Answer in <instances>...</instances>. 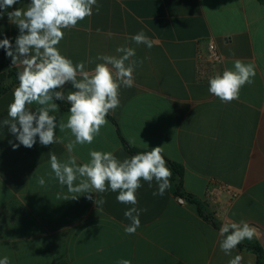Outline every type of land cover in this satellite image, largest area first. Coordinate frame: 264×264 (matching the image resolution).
Returning a JSON list of instances; mask_svg holds the SVG:
<instances>
[{
    "label": "crops",
    "instance_id": "0c3cea01",
    "mask_svg": "<svg viewBox=\"0 0 264 264\" xmlns=\"http://www.w3.org/2000/svg\"><path fill=\"white\" fill-rule=\"evenodd\" d=\"M30 0L8 9L25 7ZM93 14L65 30L58 45L74 63L98 54L116 55L118 46L136 50L142 60L134 84L121 87L120 106L91 145H77V163L87 162L90 150L113 152L119 159L135 150L162 146L168 161L183 167V189L200 201L218 226L205 221L187 202L180 203L172 186L153 196L156 184L137 191L142 212L140 227L129 235L130 221L118 192L99 194L98 207L61 187L50 168L49 153L67 160L70 131L56 130L64 143L32 148L18 143L7 126L0 125V259L10 264H228L239 254L242 264H257L256 255L236 249L225 255L219 228L225 219L264 228V4L259 0H97ZM153 47L136 45L130 37L139 31ZM19 34L5 14L0 39L15 44ZM211 42L222 57L217 74L232 69L235 60L252 63L254 83L245 85L239 99L221 102L209 93L208 83L197 80L196 51ZM15 87L0 92V122L7 118ZM71 85L65 86L69 91ZM67 103V102H66ZM60 107L57 119L67 120ZM123 140V141H122ZM168 166V165H167ZM46 181L44 186L39 178ZM59 195V198H58ZM79 195V194H77ZM93 200L96 194L93 193ZM214 198L212 204L206 197ZM98 196V198H99ZM256 240L255 236L249 240Z\"/></svg>",
    "mask_w": 264,
    "mask_h": 264
},
{
    "label": "clouds",
    "instance_id": "9594fccd",
    "mask_svg": "<svg viewBox=\"0 0 264 264\" xmlns=\"http://www.w3.org/2000/svg\"><path fill=\"white\" fill-rule=\"evenodd\" d=\"M19 2L0 0V19L6 14L19 30L15 44L4 37L0 39V49L11 58L12 65H20L18 86L12 92L7 118L0 125L7 126L18 141H9L13 150L21 145L32 148L37 137L42 146L64 143L56 130H69L73 139L65 145L69 154L67 160L61 161L54 153H49L54 178L73 194L71 198L65 195L63 199L75 200L83 195L98 208L106 203L99 194L118 192L117 201L130 205L124 212L130 221L124 231L135 234L140 227L141 213L147 211L137 207L136 193L143 183L152 188L155 182L153 196H163L171 187L172 171L162 155V146L123 160L113 152L90 150V159L81 164L77 163L73 151L77 145H91L100 135L101 128L108 123L106 117L121 104V87L133 86L136 67L143 61L135 59L136 50L128 46H118L116 55L98 54L95 60L99 62L91 69L87 68V64L94 63L91 58L87 62L74 63L61 53L58 45L65 30H71L91 17L93 7L98 13L97 0H30L25 7L8 11ZM130 40L149 49L153 47L152 39L143 30L132 35ZM255 75L252 63L235 60L232 69L225 68L222 73L209 78L208 91L221 102L230 103L239 99L245 85L254 83ZM66 85H71L72 90L65 91ZM56 101L70 105L66 122L63 117L57 119L60 105ZM38 183L44 186L46 181L41 177ZM255 235L256 229L243 219L239 222L225 219L219 228V247L225 255L231 256L241 242L251 240ZM242 262L243 257L237 254L228 264ZM0 264H10L8 257L0 259ZM118 264H131V261L121 259Z\"/></svg>",
    "mask_w": 264,
    "mask_h": 264
},
{
    "label": "trees",
    "instance_id": "16d2710c",
    "mask_svg": "<svg viewBox=\"0 0 264 264\" xmlns=\"http://www.w3.org/2000/svg\"><path fill=\"white\" fill-rule=\"evenodd\" d=\"M262 4H264V0H259ZM20 70V65L17 63L16 65H12L11 58L7 57L5 51L0 49V92L5 91L12 87L18 86L17 72ZM57 104L60 105L61 108L68 110L70 105L66 102L56 101ZM123 141V140H122ZM124 146L129 150V152L133 155L139 152L135 149L130 148L125 141H123ZM166 160V159H165ZM168 167L172 171V177L170 180L172 190L177 198H181L183 201L187 202L194 206L197 213L208 223L217 227L218 222L215 217L208 212L204 204L198 201L193 195L187 193L183 189V167L177 163L166 160ZM238 249H246L252 251L257 258V264H264V252L257 240L249 241L245 239L241 242Z\"/></svg>",
    "mask_w": 264,
    "mask_h": 264
},
{
    "label": "built area",
    "instance_id": "2783aa9c",
    "mask_svg": "<svg viewBox=\"0 0 264 264\" xmlns=\"http://www.w3.org/2000/svg\"><path fill=\"white\" fill-rule=\"evenodd\" d=\"M197 80L200 83H208L210 77L217 74V68L222 64V57L215 45L211 42L200 43L196 51ZM178 202L183 203L181 198ZM214 198L211 195L206 197V202L212 204Z\"/></svg>",
    "mask_w": 264,
    "mask_h": 264
},
{
    "label": "water",
    "instance_id": "95a60500",
    "mask_svg": "<svg viewBox=\"0 0 264 264\" xmlns=\"http://www.w3.org/2000/svg\"><path fill=\"white\" fill-rule=\"evenodd\" d=\"M251 226H253L256 229L255 238L264 252V228L258 225H251Z\"/></svg>",
    "mask_w": 264,
    "mask_h": 264
}]
</instances>
